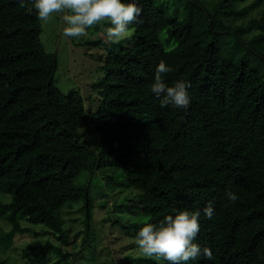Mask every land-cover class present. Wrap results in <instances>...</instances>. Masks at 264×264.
I'll list each match as a JSON object with an SVG mask.
<instances>
[{"label": "trees", "instance_id": "16d2710c", "mask_svg": "<svg viewBox=\"0 0 264 264\" xmlns=\"http://www.w3.org/2000/svg\"><path fill=\"white\" fill-rule=\"evenodd\" d=\"M242 1L176 0L177 19L155 0H136L142 11L131 45L107 48L99 106L88 113L78 92L54 86L56 57L43 47L35 12L0 0V193L10 197L0 201V219L10 225L0 247L28 233L23 219L45 227L34 235L60 244L34 242L23 264H45L49 252L60 259L52 264H68L61 212L84 200L89 223L92 208L88 189L75 181L115 167L151 223L200 210L194 243L213 259L186 264H264V0L246 25L237 23ZM251 29L255 35L245 36ZM161 61L172 69L167 85L190 83L186 110L160 107L151 92ZM87 127L99 134L95 148L81 141ZM228 191L238 196L234 203ZM209 203L211 220L203 212ZM141 226L125 228L136 235Z\"/></svg>", "mask_w": 264, "mask_h": 264}, {"label": "rangeland", "instance_id": "374dc122", "mask_svg": "<svg viewBox=\"0 0 264 264\" xmlns=\"http://www.w3.org/2000/svg\"><path fill=\"white\" fill-rule=\"evenodd\" d=\"M199 1L208 6L217 0ZM155 2L163 6L169 16L182 18V9L176 0ZM239 7L243 12L237 23L242 25H246L263 9L260 0H243ZM63 26V18L59 16L54 17L48 24L41 22L40 40L45 51L56 57L53 84L63 94L70 91L78 92L83 100L84 110L88 113L94 112L99 106V82L104 77L101 67L106 60L107 48L126 47L131 43L128 39L119 44H109L100 26L89 29L88 34L79 40L70 39L62 36ZM108 26L110 25L105 22L104 27ZM252 35H255L254 29L245 34L247 37ZM160 38H163L162 34ZM79 134L81 141L92 148L96 147L99 134L92 127L80 129ZM75 182L84 184L88 189L92 208L89 223L86 210L83 208L84 200L67 202L61 212L64 219L63 229L71 243L69 246H62V249L73 255L68 264H140L139 259H146L136 248L135 233L128 232L125 227L147 220L148 215L143 212L137 201V191L128 185L120 169L105 167L90 175L82 173ZM9 200L8 195L0 193V201ZM19 223L29 231L16 234L9 248L0 247V264H23L25 262L23 251L34 242L50 241L60 245L52 235L33 234L45 229L42 224H30L23 219ZM9 230V223L1 218L0 234ZM59 260L53 252H49L45 264Z\"/></svg>", "mask_w": 264, "mask_h": 264}, {"label": "clouds", "instance_id": "9594fccd", "mask_svg": "<svg viewBox=\"0 0 264 264\" xmlns=\"http://www.w3.org/2000/svg\"><path fill=\"white\" fill-rule=\"evenodd\" d=\"M20 8L33 11L38 21L48 24L54 17H62L64 26L62 36L79 40L88 34V30L100 26L109 44H119L131 38L135 32L134 24L141 15L142 9L136 0H17ZM107 22L108 27H104ZM172 69L163 61L155 69L154 79L150 85L151 92L159 100L160 107L172 106L187 109L190 105L188 89L190 83L184 80L174 82L172 86L164 82V75ZM229 202L234 203L238 196L231 191L226 192ZM211 220L214 206L209 203L203 209ZM200 210L178 211L175 215H167L153 224L148 220L139 221L142 226L135 235V245L140 255L167 264H186L204 255L213 259L210 248H201L194 243L199 231Z\"/></svg>", "mask_w": 264, "mask_h": 264}]
</instances>
